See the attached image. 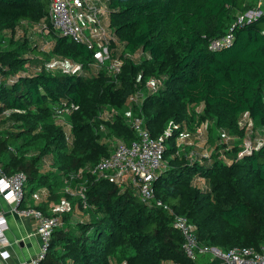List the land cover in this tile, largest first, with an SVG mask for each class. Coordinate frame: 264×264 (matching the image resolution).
I'll return each mask as SVG.
<instances>
[{
    "label": "trees",
    "instance_id": "trees-1",
    "mask_svg": "<svg viewBox=\"0 0 264 264\" xmlns=\"http://www.w3.org/2000/svg\"><path fill=\"white\" fill-rule=\"evenodd\" d=\"M254 1L108 0L117 38L111 58L124 59L115 73L111 59L97 67L94 50L60 36L49 18V0H0V163L10 174L27 173L28 199L40 188L49 190L47 201L37 205L45 214H52L51 203L71 204L39 264H195L173 225L175 214L197 225L201 244L261 250L264 143L238 154L245 136L240 115L248 112L256 127H264V14L236 28L231 46L209 47ZM44 24L52 40L48 50L18 34L22 25ZM138 50L140 58L126 56ZM54 56L81 63V72L47 70ZM149 79L161 80L156 91L147 87ZM138 89L144 98L134 113L144 117L153 137L171 120L190 131L211 122L212 145L215 130L232 137L229 144L216 143L211 158L192 160L198 147H179L176 131L166 142V166L154 182V197L146 200L138 186H121L92 171L110 155L114 138H138L125 115ZM64 102L76 106L69 137L54 117L55 106ZM81 169L82 177L72 178ZM67 185H84L86 203L65 192ZM77 208L84 217L74 219Z\"/></svg>",
    "mask_w": 264,
    "mask_h": 264
},
{
    "label": "built area",
    "instance_id": "built-area-1",
    "mask_svg": "<svg viewBox=\"0 0 264 264\" xmlns=\"http://www.w3.org/2000/svg\"><path fill=\"white\" fill-rule=\"evenodd\" d=\"M49 2V18L52 26L60 36L86 44L89 49L94 50L97 60L94 65L97 67L105 63L107 59H111L109 68L115 73L121 71L124 59L115 56L111 58V50H115L112 43L117 38L110 26L108 0H49ZM262 14H264V0H255L252 7L236 14L235 20L223 36L210 41V49L221 50L231 46L235 39V29L258 19ZM41 29H43V32L45 30L47 35L49 34L48 24H44ZM50 47L51 42L49 39L41 45L43 50H48ZM142 55L141 50L126 53V56L135 59L140 58ZM42 68L38 67L36 69L42 70ZM45 68L53 72L80 73L82 65L72 59L54 56L45 64ZM14 80V77L8 79L9 83H13ZM160 84L161 80L158 79L147 81V87L153 91H156ZM143 98V90L138 89L129 97L128 108L125 113L128 122L137 131L138 138L132 142H127L122 138H114L110 155L103 157L92 171L99 178L111 177L121 186L127 184L138 186L142 198L146 200L154 197V182L166 166V142L176 131H179L177 136L179 147L187 145L198 147V150L195 148L197 151L192 149L190 153L192 160H200L203 157L211 158L213 149L207 145L208 121L197 124L195 130L190 131L188 126H182L181 123L171 120L162 135L153 137L146 127L144 117L134 113L135 104H141ZM75 107L74 104L69 106L64 102L54 108L55 121L63 126L68 137L72 132L69 115ZM202 108L203 104L197 106L198 111ZM108 111L105 110L102 115L108 114ZM239 123L245 130V136L240 144L242 148L238 154V157H242L245 153L258 149L264 143V135H258L260 129L255 126V122L248 112L240 115ZM261 130H264V127H261ZM220 133V142L229 144L232 138L231 135L222 128ZM12 149L14 150V148ZM82 175L83 170L81 169L77 174H72V178L82 177ZM27 180L28 175L26 172L17 171L10 174L4 165L0 163V191L17 211L21 214L33 215L38 221L37 230L41 239L40 251L21 264H39L49 250L54 230L63 224L62 213L70 210L71 204L67 199H63L59 203H51L50 211L52 214H45L37 205L47 201L49 190L43 187L33 193L32 201H28ZM65 192L82 197L84 203H86L84 185H81L78 189H73L71 185H67ZM25 201H27V204L23 206ZM158 204L163 205L161 201ZM164 206L168 208L167 205ZM173 225L184 235L183 249L188 257L193 260H196L199 254L212 253L214 256L224 259L227 264H264V243L260 251L248 247H233L228 251H224L216 246L201 244L198 239L197 225L191 222L187 216L175 214ZM7 228V218L0 211V259H6L10 256L7 249L9 240L5 234Z\"/></svg>",
    "mask_w": 264,
    "mask_h": 264
},
{
    "label": "crops",
    "instance_id": "crops-1",
    "mask_svg": "<svg viewBox=\"0 0 264 264\" xmlns=\"http://www.w3.org/2000/svg\"><path fill=\"white\" fill-rule=\"evenodd\" d=\"M50 41L52 42V40ZM32 200L31 196L28 201ZM0 211L7 218L8 228L5 234L9 240L7 249L10 253L8 258L0 259V264H21L37 255L40 251L41 239L37 230L38 221L36 217L21 214L13 204L9 203L1 191ZM74 219H77L76 216H74ZM195 264H227V262L212 253H203L197 256Z\"/></svg>",
    "mask_w": 264,
    "mask_h": 264
},
{
    "label": "rangeland",
    "instance_id": "rangeland-1",
    "mask_svg": "<svg viewBox=\"0 0 264 264\" xmlns=\"http://www.w3.org/2000/svg\"><path fill=\"white\" fill-rule=\"evenodd\" d=\"M18 34H19V36L30 35V37L33 38V40H35L36 43H39L40 45H42L45 40H47V39L50 40V38L47 37V32L45 30L43 32V29L36 28V27H30V26L27 27L25 25L24 26L22 25L21 27H19ZM211 125L212 124L210 122L209 123V126H210L209 133L207 136V145H208V147H211V149H212V147L215 146L216 143L220 144L219 142H220L221 133H220V130H215V132H216L215 139L216 140H215V144L212 145L211 142L209 141L211 139L212 133H213L211 130ZM258 129H260L258 132V135L259 134L264 135V130H261V127H259ZM217 131L219 132L220 136H219ZM237 140H238V138L235 141H237ZM75 216H76V218H79V219L84 217L82 211H80L79 208H77V211L75 212Z\"/></svg>",
    "mask_w": 264,
    "mask_h": 264
}]
</instances>
